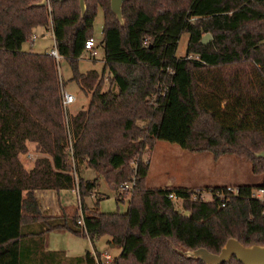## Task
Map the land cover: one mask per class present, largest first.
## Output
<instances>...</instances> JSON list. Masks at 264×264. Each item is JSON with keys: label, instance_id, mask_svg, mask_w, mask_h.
Segmentation results:
<instances>
[{"label": "trees", "instance_id": "1", "mask_svg": "<svg viewBox=\"0 0 264 264\" xmlns=\"http://www.w3.org/2000/svg\"><path fill=\"white\" fill-rule=\"evenodd\" d=\"M0 0V264H91L89 251L68 257L43 250V236L62 229L90 240L107 235L120 246L109 264H205L183 251L204 246L218 252L229 236L244 244L264 243V202L250 196L264 186V0H123L120 24L109 0ZM103 14L102 65L79 71L97 7ZM48 14L50 18L48 20ZM51 27L54 45L71 67V76L87 95L85 106L67 115L61 105L57 63L47 51L21 44L37 26ZM188 33L185 53H176ZM205 33L211 39L201 42ZM103 85H105L103 87ZM148 115L93 117L121 107ZM141 109V108H140ZM142 113V112H140ZM143 121V122H142ZM164 139L214 157L234 153L251 161L259 176L237 184L240 192L203 217L183 214L168 196L182 197L189 211L195 189L147 187L149 162L143 153ZM41 153L25 168L19 154L27 142ZM84 161L118 190L135 178L124 211H85L82 197L94 179L77 177L80 213L43 214L33 191L72 188L66 162ZM213 185L205 187H222ZM80 219L81 222H77ZM220 264H243L235 255Z\"/></svg>", "mask_w": 264, "mask_h": 264}, {"label": "rangeland", "instance_id": "2", "mask_svg": "<svg viewBox=\"0 0 264 264\" xmlns=\"http://www.w3.org/2000/svg\"><path fill=\"white\" fill-rule=\"evenodd\" d=\"M49 1L46 3L47 11ZM49 18L50 15L48 14V20ZM102 22L103 14L101 8L98 6L90 30L94 40L92 46L93 53H90L87 49H84L81 52L76 61V67L79 71H84L89 68L99 70L101 68L103 52L99 41L102 36ZM40 33L43 34L40 35ZM32 34L34 35L32 41H29V38H27L21 44L23 49L46 51L53 45L51 27L48 22L47 26H35L32 29L31 35ZM187 38L188 33L186 31L180 35L176 50L178 55H183L185 53ZM57 71L60 77L61 86L71 92L75 98L67 108V114L69 115L77 108L85 106L87 95L84 94L79 89L76 82L70 78L71 67L65 57L61 56L57 62ZM104 86L105 85H103V87ZM142 108L143 106L138 107L139 111H136V108L130 110L127 107H121V109L108 112L96 111L93 117L127 115L130 112L136 115L141 114L146 116L152 111V106L150 105L144 106L145 112L142 111ZM67 147L68 141L66 148ZM29 148L27 147V151ZM27 151L19 154V159L25 168L32 164L36 156L41 155V153L34 149L33 145H31V148L29 149L31 155L27 156ZM142 158L149 162V171L146 176L147 187H160V185L167 179H172L174 183L173 185L181 183L183 186L191 189L213 185L252 183L259 179V176L253 172L251 161L245 157L234 153H225L216 158L209 151H191L182 148L175 142H170L164 139L155 140L152 148L143 153ZM66 162L69 165V172L74 176L73 189H75V182L79 176L84 179H94L95 181L91 191L82 197L85 211L93 208L100 211H124L126 209L129 193H123L121 199H115L116 192L119 190H115L111 187L104 177L94 168L88 166L84 161L76 162L69 153L66 156ZM73 189L71 191L68 189L64 192V200L66 204L69 205V207H67L68 214L73 211L76 214H79V200L76 193L73 192ZM205 198L207 199V202L197 203V207L193 210V214L198 217H203L215 206V202L210 195L198 200H205ZM174 203L178 210H183V213L188 210L185 208V205L182 204V199L180 197L174 198ZM45 236L47 247L62 250L65 254H80L84 253L86 250H91L92 248L99 252H107L111 257L116 256L118 252L117 245L109 246L106 242L107 235L98 236L90 240L84 235H75L66 230L54 229L47 231Z\"/></svg>", "mask_w": 264, "mask_h": 264}, {"label": "water", "instance_id": "3", "mask_svg": "<svg viewBox=\"0 0 264 264\" xmlns=\"http://www.w3.org/2000/svg\"><path fill=\"white\" fill-rule=\"evenodd\" d=\"M61 1V0H52ZM123 0H109V7L114 14L115 19L122 24L123 18L121 14V3ZM46 0H37L33 4L44 5ZM79 7V16L81 17L84 9V0H77ZM211 39L210 33H205L201 38V42H207ZM256 157L264 159V148L253 151ZM183 214L188 215V210ZM183 253L192 258H199L205 264H220L223 261L229 260L233 255L243 264H264V243L244 244L238 238L229 236L218 252H213L204 246H199L193 249H186Z\"/></svg>", "mask_w": 264, "mask_h": 264}, {"label": "built area", "instance_id": "4", "mask_svg": "<svg viewBox=\"0 0 264 264\" xmlns=\"http://www.w3.org/2000/svg\"><path fill=\"white\" fill-rule=\"evenodd\" d=\"M49 0H46V3H48ZM50 10L48 6V11ZM50 26V25H49ZM34 38V35L32 34L29 37V41H32ZM53 40V36H52ZM94 44V40L92 37H89L84 40L83 47L84 49H87L90 51V53H93L92 51V46ZM48 54L52 56L57 63L61 57V55L58 53L55 45H54V40H53V45L47 50ZM61 94V105H62V110H63V117H64V122L66 123L67 119V108L71 102L74 101V95L63 88L61 86L60 90ZM68 153L72 156V149H71V144L70 141L68 142V147L66 148ZM135 182V178L131 176L129 179L122 181L121 183L118 184L117 189L119 191L121 190H129L131 187H133ZM73 191L76 193L77 189L75 186V189ZM240 192V186L237 184H226L223 185L222 187H217V188H212V187H202V188H195L194 192L192 193V200H198V199H203L205 196L210 195L213 199V201L217 202V205H224L228 196L233 195V194H238ZM250 196L256 199H259L264 202V186H255L251 188L250 190ZM170 198L174 200V198H177V196L174 192H171L168 194ZM182 198V197H180ZM80 212V211H79ZM264 214V210H263ZM77 222H81L80 219H77ZM90 254L93 257V262L91 264H109L112 260V257L107 253V252H97L95 250H92Z\"/></svg>", "mask_w": 264, "mask_h": 264}, {"label": "crops", "instance_id": "5", "mask_svg": "<svg viewBox=\"0 0 264 264\" xmlns=\"http://www.w3.org/2000/svg\"><path fill=\"white\" fill-rule=\"evenodd\" d=\"M42 34L43 33H40V35H42ZM51 35H52V33H51ZM31 145H33V147H34L33 142H30V141L27 142V147L28 148L29 147L31 148ZM29 149H28V151L26 150L27 151L26 154H28L27 156L31 155V152L29 151ZM148 171H149V168L147 169V174H148ZM173 184L174 183H173V180L172 179H167L160 186L161 187H164V186H170V185H173ZM175 185H177V186H183L181 183H176ZM68 189L71 191L73 188H60V189L38 188V189H34L33 193H34L35 197L38 200L40 211L43 214H50V215H59L61 213L68 214V212H67L68 211V208L67 207H69V205H67L66 202H65V200H64V198H65V193L64 192L66 190H68ZM203 202L206 203L207 202V199L205 198V200H197V201L196 200H192V203L193 204H195V203H203ZM182 204H183V200H182ZM193 210H195V207L194 206H192V210L189 211L188 214H191V213L193 214ZM180 211H183V210L180 209ZM45 235H46V233L43 236V250H57V249L50 248V247H47L46 246V236ZM108 239H109V237H107L106 242L109 244V246L116 245V244H113V243L109 242ZM92 250L97 251L94 248H92L91 250H87V251L91 252ZM119 251H120V246H118V252H117V254L119 253ZM97 252H99V251H97ZM82 254L83 253H80V254L68 253V254H65V255L68 256V257H74V256H80ZM74 264H82V262H80V261L77 262L76 261Z\"/></svg>", "mask_w": 264, "mask_h": 264}]
</instances>
